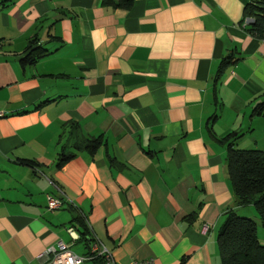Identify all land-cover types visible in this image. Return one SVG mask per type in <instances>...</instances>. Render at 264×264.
Listing matches in <instances>:
<instances>
[{
  "label": "crops",
  "instance_id": "obj_1",
  "mask_svg": "<svg viewBox=\"0 0 264 264\" xmlns=\"http://www.w3.org/2000/svg\"><path fill=\"white\" fill-rule=\"evenodd\" d=\"M251 1L0 0V264H49L59 243L87 253L68 231L84 223L116 264H222L231 209L264 245L222 142L238 133L237 148L264 152ZM35 41L50 54L29 63ZM48 195L63 207L48 210Z\"/></svg>",
  "mask_w": 264,
  "mask_h": 264
},
{
  "label": "trees",
  "instance_id": "obj_2",
  "mask_svg": "<svg viewBox=\"0 0 264 264\" xmlns=\"http://www.w3.org/2000/svg\"><path fill=\"white\" fill-rule=\"evenodd\" d=\"M3 3H0L2 5ZM104 7L122 8L129 10L134 0H101ZM244 20H252L246 24L248 32L256 38L264 39V0H252L245 7ZM50 54V50L39 45L37 41L31 45L25 61L36 63L39 59ZM234 63L233 58L224 60ZM47 101L37 108L44 107ZM264 114V104L254 110V114ZM238 133L226 136L222 142L227 144V168L238 207L254 206L264 227V152L261 150H244L236 146ZM99 140L91 141L90 148L94 149ZM82 146V145H81ZM74 155L61 154V164L71 160ZM81 241L90 247L94 238L91 230L84 224ZM218 245L222 264H264V245L258 237L257 222L250 217L241 216L234 209L226 214V220L218 233ZM103 264L102 260L93 262Z\"/></svg>",
  "mask_w": 264,
  "mask_h": 264
},
{
  "label": "built area",
  "instance_id": "obj_3",
  "mask_svg": "<svg viewBox=\"0 0 264 264\" xmlns=\"http://www.w3.org/2000/svg\"><path fill=\"white\" fill-rule=\"evenodd\" d=\"M250 22H252V20L247 19L245 25L249 24ZM1 116H3L2 113H0V117ZM63 205V199L52 195L47 196L48 210H59L63 207ZM68 231L73 237V242L80 240V236L76 234L74 229H69ZM92 237L94 238L93 235ZM72 246L73 243L70 245L59 243L57 246H51L47 248L40 257L47 259L49 264H89L98 260H102L103 264H116L112 251L97 238H94L88 252L84 255L76 254L73 251ZM133 264H155V260L153 258L136 260L133 262Z\"/></svg>",
  "mask_w": 264,
  "mask_h": 264
},
{
  "label": "rangeland",
  "instance_id": "obj_4",
  "mask_svg": "<svg viewBox=\"0 0 264 264\" xmlns=\"http://www.w3.org/2000/svg\"><path fill=\"white\" fill-rule=\"evenodd\" d=\"M258 223V222H257ZM260 228H262L261 230H264L263 227H261V224H260ZM264 236H261V238L263 239ZM73 251L78 254V255H84L86 254V250L84 248V246H82L81 244H78L76 245L74 248H73Z\"/></svg>",
  "mask_w": 264,
  "mask_h": 264
},
{
  "label": "water",
  "instance_id": "obj_5",
  "mask_svg": "<svg viewBox=\"0 0 264 264\" xmlns=\"http://www.w3.org/2000/svg\"><path fill=\"white\" fill-rule=\"evenodd\" d=\"M252 22H250L249 24H251Z\"/></svg>",
  "mask_w": 264,
  "mask_h": 264
}]
</instances>
